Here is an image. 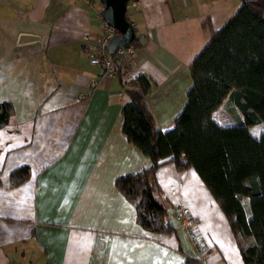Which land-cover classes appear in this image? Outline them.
Returning a JSON list of instances; mask_svg holds the SVG:
<instances>
[{
  "label": "crops",
  "instance_id": "obj_1",
  "mask_svg": "<svg viewBox=\"0 0 264 264\" xmlns=\"http://www.w3.org/2000/svg\"><path fill=\"white\" fill-rule=\"evenodd\" d=\"M135 1L126 9L142 44L129 58V77L149 79L146 102L156 126L167 128L208 25H222L240 0ZM100 6L0 0V100L12 106L0 125V264H243L225 215L191 165L165 161L154 177L170 208L180 203L197 215L200 250L174 212L173 229H142L116 188V174L150 159L120 131L119 78L97 77L88 60ZM19 164L29 173L10 185L8 171Z\"/></svg>",
  "mask_w": 264,
  "mask_h": 264
},
{
  "label": "trees",
  "instance_id": "obj_2",
  "mask_svg": "<svg viewBox=\"0 0 264 264\" xmlns=\"http://www.w3.org/2000/svg\"><path fill=\"white\" fill-rule=\"evenodd\" d=\"M124 14L133 26L130 42L141 45L126 8ZM208 28L206 41L188 61L190 85L183 106L167 128L156 126L146 102L149 79L142 73L121 77L113 60L126 95L119 107L120 131L150 159L137 171L116 174L113 181L134 207L142 229L169 231L174 208L158 195L154 169L165 161L177 168L191 165L225 215L243 264H264V131L253 135L247 128L264 119V5L240 0L222 25ZM224 97L241 110L240 120L222 124L212 117L211 110ZM11 111L10 101L0 100V125ZM28 173L27 164H19L8 171V183Z\"/></svg>",
  "mask_w": 264,
  "mask_h": 264
},
{
  "label": "built area",
  "instance_id": "obj_3",
  "mask_svg": "<svg viewBox=\"0 0 264 264\" xmlns=\"http://www.w3.org/2000/svg\"><path fill=\"white\" fill-rule=\"evenodd\" d=\"M91 3L92 0H86ZM130 4L137 5L135 0H130ZM127 5V3H126ZM100 30L94 38L92 44V52L88 56V60L97 65V77L112 76L116 72L113 60L119 64V75L123 78L129 77V58L136 46L130 41L118 44L113 51L106 48V41L108 37L116 32L113 25L108 23L99 14ZM92 83V82H91ZM93 84V83H92ZM174 214L178 219L180 225L187 232L189 238L195 249L200 250L201 245L199 241L193 237L194 226L197 223V215L186 210L183 204L177 203L174 205Z\"/></svg>",
  "mask_w": 264,
  "mask_h": 264
},
{
  "label": "water",
  "instance_id": "obj_4",
  "mask_svg": "<svg viewBox=\"0 0 264 264\" xmlns=\"http://www.w3.org/2000/svg\"><path fill=\"white\" fill-rule=\"evenodd\" d=\"M99 1L101 3L99 14L116 29L106 41L107 50L113 51L116 45L128 42L133 37V26L124 14L127 0Z\"/></svg>",
  "mask_w": 264,
  "mask_h": 264
},
{
  "label": "rangeland",
  "instance_id": "obj_5",
  "mask_svg": "<svg viewBox=\"0 0 264 264\" xmlns=\"http://www.w3.org/2000/svg\"><path fill=\"white\" fill-rule=\"evenodd\" d=\"M258 1H260L264 5V0ZM227 100V98H223V101L222 103H220L219 108L215 113H213V115H215V119L222 124L234 123L240 120L242 117L241 110L236 105L233 106V104H231V102ZM227 102L229 103V105H226ZM247 128L253 135H257L260 131H264V119H260L253 123L247 124ZM242 202L246 207L247 201L245 198L242 199Z\"/></svg>",
  "mask_w": 264,
  "mask_h": 264
}]
</instances>
